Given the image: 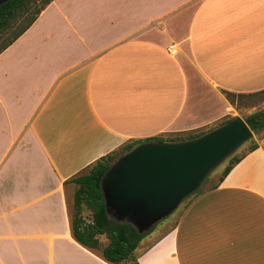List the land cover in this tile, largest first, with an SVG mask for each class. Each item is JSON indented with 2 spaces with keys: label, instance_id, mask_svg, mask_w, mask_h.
Segmentation results:
<instances>
[{
  "label": "crops",
  "instance_id": "0c3cea01",
  "mask_svg": "<svg viewBox=\"0 0 264 264\" xmlns=\"http://www.w3.org/2000/svg\"><path fill=\"white\" fill-rule=\"evenodd\" d=\"M262 88L264 0H51L0 52V264H110L71 237L64 180L129 139L232 116L221 90ZM255 141L138 264H264Z\"/></svg>",
  "mask_w": 264,
  "mask_h": 264
},
{
  "label": "water",
  "instance_id": "95a60500",
  "mask_svg": "<svg viewBox=\"0 0 264 264\" xmlns=\"http://www.w3.org/2000/svg\"><path fill=\"white\" fill-rule=\"evenodd\" d=\"M252 137L241 116L233 115L192 138L135 144L99 178L106 213L115 221L130 223L137 233L148 231L196 189L212 168Z\"/></svg>",
  "mask_w": 264,
  "mask_h": 264
},
{
  "label": "trees",
  "instance_id": "16d2710c",
  "mask_svg": "<svg viewBox=\"0 0 264 264\" xmlns=\"http://www.w3.org/2000/svg\"><path fill=\"white\" fill-rule=\"evenodd\" d=\"M50 1L43 0L41 4L34 7L32 6L34 0H6L0 3V52L32 23L37 14ZM221 93L234 109L240 108L237 102L242 98L256 95L264 98V88L250 93H235L228 90H221ZM230 118H232L230 115L224 116L206 128L129 139L99 156L73 176L64 180L63 183L72 185L71 198L67 203L68 227L71 237L81 246L97 253L101 259L110 264H125L127 261H132L131 264H138L132 255V251L141 237L150 229L144 233H137L130 223L125 221L118 222L108 216L104 209L103 197L99 187L101 174L120 154L139 142L148 140L175 141L192 138ZM241 118L253 133L256 134L264 130V109L255 110ZM256 146V141L252 138L245 142L243 151L238 154L233 151L226 156L222 160L225 163L220 174L206 189L216 187L229 169ZM202 182L182 199L204 190L201 188ZM101 237L106 240L104 244L100 240Z\"/></svg>",
  "mask_w": 264,
  "mask_h": 264
},
{
  "label": "rangeland",
  "instance_id": "374dc122",
  "mask_svg": "<svg viewBox=\"0 0 264 264\" xmlns=\"http://www.w3.org/2000/svg\"><path fill=\"white\" fill-rule=\"evenodd\" d=\"M43 0H34L32 6H38L41 4ZM237 104L240 106L239 109H235L233 112V115H239L244 116L246 115L250 110H258V109H264V98L256 95L252 97H245L242 98L240 101L237 102ZM264 134V130L259 131L258 133H253V139H257L260 136ZM245 148V143L240 145L238 148L234 150V153L238 154L241 151H243ZM225 161L220 162L217 164L214 168H212L207 175L205 176L204 181L201 184V188L205 189L210 184H212L218 175L220 174V171L222 167L224 166ZM194 194L189 195L187 198L192 196ZM187 198L182 199L177 206L165 217L161 218L160 220L156 221L150 228V230L139 240L137 243L135 249L132 251V255L141 247L145 246L147 243H149L151 240L156 239L157 237L161 236L166 231H169L170 227L174 225V220L179 213V210L181 209L184 201H186ZM102 242V241H101ZM106 242L105 238H103V243Z\"/></svg>",
  "mask_w": 264,
  "mask_h": 264
}]
</instances>
